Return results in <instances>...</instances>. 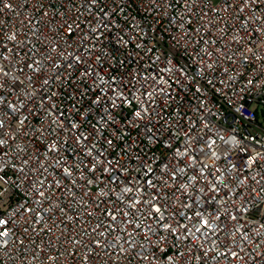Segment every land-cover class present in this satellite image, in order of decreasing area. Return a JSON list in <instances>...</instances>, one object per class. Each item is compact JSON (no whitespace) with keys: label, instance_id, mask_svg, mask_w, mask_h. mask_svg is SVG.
<instances>
[{"label":"built area","instance_id":"built-area-1","mask_svg":"<svg viewBox=\"0 0 264 264\" xmlns=\"http://www.w3.org/2000/svg\"><path fill=\"white\" fill-rule=\"evenodd\" d=\"M0 9V67L9 73H0V97L4 99L0 119L6 124L0 166L7 161L0 175L6 174L19 185L0 197V218L9 221V235L0 237V264H264V124L260 116L264 112V0H99L91 9L87 0H0ZM94 28L99 30L94 33ZM12 36L14 40L9 39ZM76 55L84 62L75 61ZM166 60L169 63L165 64ZM69 63L71 67H67ZM173 66L186 73L181 77L182 87L173 83L175 73L161 71ZM85 70L93 76H84ZM100 75L105 83H100ZM113 76L118 90L122 88L132 104L118 101L120 107L113 110L117 123L101 128L103 136L97 141L91 125L97 124L103 113L92 101L101 94L100 89L112 95L111 88L117 86L110 83ZM153 77H163L167 83L155 84ZM159 88L165 91L148 98L159 115H154L151 123L146 118L133 126L138 99ZM8 103L19 109L11 119L3 114ZM49 104H54L55 112L64 113V126L81 120L80 112H87L88 120L81 121L78 131L85 136L92 133L89 143L105 149L104 156L112 164L103 167L116 169L112 175L120 180L131 177L134 188L136 180L152 179L161 195L156 203L162 205L172 227L178 222L192 227L193 220L184 219L181 213L192 215L197 207L213 212L218 207L222 219L215 224L224 230L216 229L217 235L207 241L201 233L195 234L200 239L192 235L185 238L183 229L177 232L180 239L163 232L149 233L153 242L149 245L135 233L147 224L155 227V221L124 218L136 219L140 229L119 220L111 222L105 213L108 209L115 212L123 184L109 183L102 171L89 173L84 167H91L87 149L74 159L75 141L64 144L71 133L60 128L52 133L48 127L49 120L56 118L47 116ZM17 116L28 119L19 125ZM145 123L152 129L150 133L145 131ZM43 128L48 130L41 137L39 129ZM105 138L113 144H106ZM212 140L215 143L209 149L205 142ZM53 141L65 150L48 156L66 160L78 183L69 184L68 179H62V172L49 168L53 175L48 179H61L64 186L46 191L50 199H45L35 195V186L30 187L18 169L24 167L35 180L36 156L43 159L45 145ZM186 148L189 154L181 156ZM205 153L215 155L209 159ZM193 155L201 163H195ZM24 160L29 163L24 165ZM77 163L82 171L72 167ZM141 163L145 168L139 167ZM192 164L197 170L207 164L204 173L214 175L207 179L197 175L189 182L196 174L188 167ZM147 166L152 171L144 177ZM181 168L187 171L181 172ZM172 171L176 172L175 180L171 179ZM81 176L97 181L90 186L88 196L82 195L88 188L82 186ZM216 178L223 180L227 189ZM208 180L220 189L212 204L206 203L213 195L208 191ZM200 188L205 192L200 193ZM101 190L108 196H98ZM148 191L153 189L149 186ZM131 195L140 197L138 192ZM190 196L201 197L200 204L191 209L183 207L192 204ZM37 199L40 204H36ZM120 207L128 211L125 205ZM27 208L34 211L26 212ZM116 214L122 218V212ZM232 215L237 219L231 220ZM101 222L103 227L97 228ZM128 232L134 235L129 237ZM245 233L246 239L242 238ZM160 235H169V239L155 247ZM125 241H131V246ZM141 243L155 251L158 260H139L136 253L143 251ZM231 252L238 256L232 257Z\"/></svg>","mask_w":264,"mask_h":264},{"label":"snow or ice","instance_id":"snow-or-ice-1","mask_svg":"<svg viewBox=\"0 0 264 264\" xmlns=\"http://www.w3.org/2000/svg\"><path fill=\"white\" fill-rule=\"evenodd\" d=\"M99 2V0H87L88 3V7L89 9L92 8V6L96 5ZM4 7L7 8H11L12 5L11 4H5ZM2 10V9H0ZM101 11H103V9H101ZM107 12H105V17H107ZM104 27H107V24L103 25ZM68 27V31H69V35L72 34V30L70 26ZM99 29L98 28H94L92 29V31L95 33L97 32ZM9 39L14 40L15 36L9 37ZM120 40H123V37L120 38ZM69 56H72V53H68ZM6 59V57H5ZM75 61H77L78 63H82L84 61L81 60V57L79 55H76L74 57ZM99 59V58H97ZM165 64L169 63L167 60L164 61ZM71 63H69L67 65V67H71ZM55 67H59V65H55ZM208 68H211L212 66L209 64L207 65ZM161 71H165V72H170V73H175L177 75V79L173 82L175 84H177L178 86H183L184 81L181 79V77L183 75H186V73H184L183 69H179V71L177 72V69L175 66H173L172 68H163L161 69ZM0 73H2L4 76H8L9 73L7 71H4V69L2 67H0ZM84 76L86 77H90L93 76V72L85 70V72L83 73ZM55 78V77H54ZM29 80L31 79V77L28 78ZM147 79V78H145ZM153 82L155 84H160V83H167L166 80H164L163 77H159V79H157L156 77H153ZM105 78L103 75H100V83H105ZM43 83L45 85H47L49 83V80L47 78H45V80L43 81ZM110 83L112 85H117V81H116V77H111ZM121 84L123 83V81L120 82ZM209 83L211 84L212 82L209 81ZM0 87H2V85H0ZM118 85L117 86H113L111 88V92L112 95L109 96L108 93L106 91H104V89H100L101 94L98 95L93 101L92 104L95 106H99L101 108V111L103 113V115H100L97 118V124H93L91 125V127L94 130L95 133V137L97 139V141L100 139V137L103 136V132L101 131V128H103L104 126L107 125H113L116 124V117L113 114V110L117 109L120 107V103H118V101L122 102V103H127V104H132V100L129 99L127 96L124 95L123 89L120 88L118 90ZM141 87H143V85H141ZM71 91V89H69ZM137 91H139V89H137ZM164 92L165 90L163 88H159V89H154L151 92H146L144 93L141 98L138 99L137 102V108L133 113V116L135 117V121L131 122L133 123V126H136V124H138L141 121H145V119L147 118L148 122L151 123L152 122V117L154 115H159V113H157L155 111V107L154 105H152L151 101L148 99L149 97H152L153 99L155 98L154 93L155 92ZM197 92L200 91L199 88L196 89ZM31 95V93H30ZM53 95H55V93H53ZM84 92L81 91L80 92V96H83ZM166 98L170 99L171 98V94L167 93L166 94ZM49 100H51V97L48 98ZM133 99H136L135 96H133ZM4 103V99L3 97H0V105H3ZM43 101H42V105H43ZM21 107H23V104H21ZM54 104H49L46 108L47 111V116L48 117H53L55 116V119H50L49 120V124L48 127L51 128L52 133H55L57 131V128H60L63 132H68L71 133V137L68 140L64 141V144H71L72 140L75 141V144L77 145V148L75 149V151L73 152V157L74 159L76 158V155L83 149H87V152L85 153V155L87 157L90 158L89 162L91 164V167H88V165H84L85 168H87L89 173H96L97 171H102V173H106L108 175V182L112 183V184H117V186H119V183L123 184V187L121 189V193L122 196L118 197V201L119 203L117 204V207L115 209V212L111 209H108L106 211V216H108L111 220V222H117L119 220L120 223H124L127 225H134L135 229H140V224L136 222V219H139L140 217H143L144 219L147 220H151V221H155V227L152 226V224H147L145 225L144 229H140V231L136 232L135 235H141L143 240H146L148 242L149 245H152V239H151V235H159L161 232L163 233H168L171 236H176L177 239H180V237L177 235V232L179 229H183L184 232V236L185 238H187L188 235H192L194 236L196 239H200V237H196L195 234L196 233H201L202 236L205 237L206 241L208 239L209 236H215L217 235L216 229H219L220 231H223L224 229H220L219 225L215 224V221H219L221 220V216L219 214V209L217 207V209L213 212H208L207 209L205 208L204 211H201L199 207L196 208V210L193 212L192 215H188L186 213H181V216L184 219L187 220H193V225L190 228L187 224H182V223H177V227L174 228L172 227V225L170 223L167 222V217L164 215V208L162 207V205L156 203V201L161 199V195H160V191L157 187V185L153 182L152 179H143L141 180H136L135 184L136 187L134 188L132 186L133 184V180L131 177H128L124 180H120V177L118 176H114L112 175V173L114 171H116V169L114 168H110V167H103L104 165H111L112 161L110 159H108L107 157L104 156V151L105 149L103 148H97L96 143H89L90 141V137L92 136V133H90L88 136H85L83 133H80L78 131L80 123L82 120H88V113L87 112H80V109L77 108V112H80V116H81V120H74L70 123L69 126H64L65 125V121L63 119L64 113L62 111H60L59 113L54 111ZM73 107H76L75 104H73ZM7 108L8 111H5L3 114L5 116H8L9 119L12 118V115L17 113L19 111V109L17 108V106L15 104L12 103H8L7 104ZM149 108H153L152 112H149ZM27 116H25L23 119H20L17 116V123L19 125H23L25 124V121L27 120ZM57 121H59V124H57ZM53 125H56V127H53ZM97 125H100L99 127H97ZM6 129V124L5 121L3 119H0V146H3L6 141L2 138L3 135L5 134L4 131ZM19 129H17L18 131ZM47 128H43V129H39L41 137H43L44 133L47 132ZM145 131L146 132H151L152 129L148 126V123H145ZM12 136V139H15V135L9 134ZM185 136H188V133H185ZM152 137L149 136V139H151ZM189 139H191V137H189ZM221 140L224 139L223 136L220 137ZM106 144L111 145L113 144V141L111 139H107L105 138L104 141ZM206 143V146L210 149L212 144L215 143V140H212L210 143ZM167 147H171V144H167ZM21 151H24L25 149H20ZM65 149L63 148V146H57L56 141H53L51 144H46L45 145V152H44V158L41 159V157L39 155L36 156V160L39 161V165L37 168H35L33 171L35 173H38V176L35 180L30 179V175L31 174H26L25 173V168L24 167H20L18 169V171L21 174H25V177L28 178V183L29 186H35V195L38 197H43L45 199H50V197H46L45 196V192L48 191L49 189L55 187V188H62L64 185L62 184V180L61 179H56L54 181L49 180L48 176L53 175V173H49L48 169L49 168H56L58 169L60 172L63 173V178L62 179H68L69 184L71 185H77L78 183V179L77 178H73V172L70 170V167L66 164V160L62 161L59 156H54V157H50L48 156V153H59L64 151ZM38 151V150H37ZM177 151H179V149H177ZM193 151H195V149H193ZM200 152H203V149L199 150ZM95 153V155H93ZM188 149L186 148L184 152H181V156H186L188 155ZM3 155H7L6 153H3ZM206 156H208L209 159L212 158V156L215 155V153H212L211 155H209L208 153H205ZM103 157V159H102ZM191 159L193 161H195V163H201V161L198 159V157L196 155H193L191 157ZM80 160H83V157H80ZM24 165H27L29 163L28 160H24L23 161ZM98 165H100L101 167L98 168ZM7 166V161H5V165ZM4 166H0V172H4ZM73 168H76L80 171H82L83 169L80 168V164H74L72 165ZM140 168H145V164L141 163ZM167 167V166H165ZM188 167L192 168L194 173V175H192L191 177H189V182L191 181H195L197 179V175H201L204 176L205 179L208 178L209 175H214L212 173H204V168H207L208 165L204 164L203 167H201L200 169H196L195 168V164L192 165H188ZM11 168L15 169L16 165H11ZM181 172L187 171V168H181L179 169ZM152 168L151 166H147V168L144 171V177H148L149 174L151 173ZM45 173H48V175H44ZM39 176H43V179H40ZM17 179H20V177H17ZM171 179L175 180L176 179V172L172 171L171 172ZM217 182L219 184H222L223 187L225 189H227L228 185L224 183L223 180H219L218 178ZM79 180H83L84 184L82 185L83 187H87L88 191H85L82 195L84 196H88L89 193L91 192V188L90 186L94 183H97V181H94L91 178H87L86 176H81L79 177ZM47 181V184H46ZM24 181L21 180V183H23ZM119 182V183H118ZM208 183L211 185V187L208 189V191H210L211 193H213V195L206 201L207 204H212L215 201V196L219 194L220 189L217 187V183H214L213 180H208ZM8 185V187H4V185ZM19 187V185H16L15 182L12 180L11 177H8L6 174L5 175H0V197H6V194H9V190L13 187ZM107 186V185H105ZM149 186L151 187V189H153V191H148ZM182 188H187L186 184H181ZM264 190V189H262ZM69 192L72 191L71 188L68 189ZM109 191H112V189H110ZM198 191L200 193H204L205 189L204 188H200L198 189ZM134 192H138L140 193V197L137 198L136 196L131 195ZM234 194V193H233ZM73 195H75V193H73ZM98 196H108L107 192H104L103 190H101L98 194ZM226 196H228V193H225ZM189 199H192V204H188L185 203L183 205V207L185 208H189L191 209L193 205H199L200 201H201V197L200 196H190ZM107 202H112L115 203L114 201H101V203H107ZM227 202V201H225ZM41 201L39 199L36 200V204H40ZM120 205H125L128 209V211H124ZM95 207H100V204H95ZM138 206H142V207H138ZM63 211V209H61ZM145 210H146V214H145ZM245 211H247L248 209H244ZM26 212L32 213L34 211V209L32 208H27L25 209ZM45 211H47V209H45ZM122 212V218H118L116 213H120ZM207 212V216L205 217V213ZM139 214V216L137 215ZM37 215H39V213H37ZM89 215H91V213H89ZM128 217H135L136 219H124V218H128ZM71 218V217H70ZM231 220H236L237 216L236 215H232L230 216ZM8 225H9V221L4 219V218H0V237H7L9 235V231H8ZM103 227V222L99 223L97 225V228H101ZM110 227H113V231H116V227L114 226V224H110ZM261 227H264V225H261ZM195 229V231L193 232L192 229ZM121 231H125V229H120ZM24 231H27V228L24 229ZM92 232L95 233L96 229H92ZM149 233H151V235H149ZM129 237H132L134 235V233L132 232H128L127 233ZM99 235H104L103 232H100ZM247 234L245 233L242 238L246 239ZM119 239V238H118ZM169 239V235H160V239L158 241H156L155 247H159V244L161 242H166ZM126 243H129L131 246V241H125ZM76 243H79V241H76ZM97 245H99V241L96 242ZM140 247L143 249L142 252L136 253V256L139 260H149L150 262L152 260H158V256L156 254L155 251H149L148 248H146L144 246L143 243L140 244ZM161 251H165V249H161ZM229 253H225V255H228ZM181 255H183L181 253ZM231 256L232 257H236L238 256V253L236 252H231ZM167 259H171V257H168Z\"/></svg>","mask_w":264,"mask_h":264},{"label":"rangeland","instance_id":"rangeland-1","mask_svg":"<svg viewBox=\"0 0 264 264\" xmlns=\"http://www.w3.org/2000/svg\"><path fill=\"white\" fill-rule=\"evenodd\" d=\"M260 116H261V118H262V122H263V124H264V112H260Z\"/></svg>","mask_w":264,"mask_h":264}]
</instances>
